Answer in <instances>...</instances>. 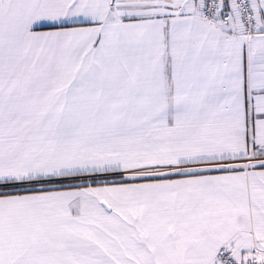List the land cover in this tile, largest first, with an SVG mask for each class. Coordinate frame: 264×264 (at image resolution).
Masks as SVG:
<instances>
[{
	"label": "snow or ice",
	"instance_id": "snow-or-ice-1",
	"mask_svg": "<svg viewBox=\"0 0 264 264\" xmlns=\"http://www.w3.org/2000/svg\"><path fill=\"white\" fill-rule=\"evenodd\" d=\"M0 264H264V0H0Z\"/></svg>",
	"mask_w": 264,
	"mask_h": 264
}]
</instances>
